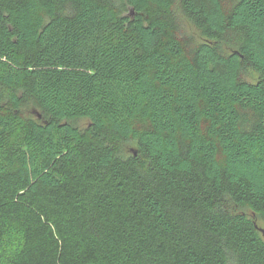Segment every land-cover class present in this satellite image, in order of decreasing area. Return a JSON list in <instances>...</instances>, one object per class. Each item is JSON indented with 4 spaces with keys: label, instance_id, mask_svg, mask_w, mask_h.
Returning <instances> with one entry per match:
<instances>
[{
    "label": "trees",
    "instance_id": "trees-1",
    "mask_svg": "<svg viewBox=\"0 0 264 264\" xmlns=\"http://www.w3.org/2000/svg\"><path fill=\"white\" fill-rule=\"evenodd\" d=\"M244 208L264 0H0V264H264Z\"/></svg>",
    "mask_w": 264,
    "mask_h": 264
},
{
    "label": "rangeland",
    "instance_id": "rangeland-1",
    "mask_svg": "<svg viewBox=\"0 0 264 264\" xmlns=\"http://www.w3.org/2000/svg\"><path fill=\"white\" fill-rule=\"evenodd\" d=\"M179 40L181 41V43L183 45H186V44L199 43V42L203 41V38L197 29H195L188 21L183 19L182 20L181 33L179 35ZM256 78H257V75L251 70H247L242 75V79H244L248 82H253L256 80ZM25 112L27 113V115L29 114V112H31V113L33 112V115L35 114V111L30 109V108L27 109ZM76 125L79 128L84 129L88 125L87 120L81 119L78 122H76ZM242 211H244L248 216H250L254 220V222L258 228V233H259L260 237L264 240V236L262 233V231H264V215L252 214V212L250 210H248L247 208H244Z\"/></svg>",
    "mask_w": 264,
    "mask_h": 264
},
{
    "label": "water",
    "instance_id": "water-1",
    "mask_svg": "<svg viewBox=\"0 0 264 264\" xmlns=\"http://www.w3.org/2000/svg\"><path fill=\"white\" fill-rule=\"evenodd\" d=\"M35 114H37V117H38V118L41 117L39 113L35 112ZM262 233H263V236H264V231H262Z\"/></svg>",
    "mask_w": 264,
    "mask_h": 264
}]
</instances>
